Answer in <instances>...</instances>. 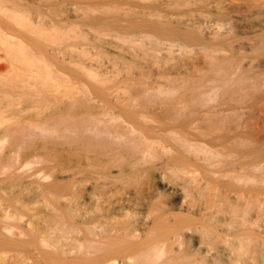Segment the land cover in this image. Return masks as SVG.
Instances as JSON below:
<instances>
[{
    "label": "bare ground",
    "instance_id": "1",
    "mask_svg": "<svg viewBox=\"0 0 264 264\" xmlns=\"http://www.w3.org/2000/svg\"><path fill=\"white\" fill-rule=\"evenodd\" d=\"M263 102L264 0H0V264H264Z\"/></svg>",
    "mask_w": 264,
    "mask_h": 264
},
{
    "label": "rangeland",
    "instance_id": "2",
    "mask_svg": "<svg viewBox=\"0 0 264 264\" xmlns=\"http://www.w3.org/2000/svg\"><path fill=\"white\" fill-rule=\"evenodd\" d=\"M262 104L264 105V102L256 106L254 118L252 121L253 129L255 131V134H257L258 136L261 134H264V120H263L264 119V110H263L264 106Z\"/></svg>",
    "mask_w": 264,
    "mask_h": 264
}]
</instances>
